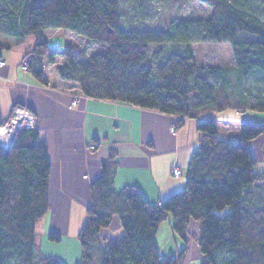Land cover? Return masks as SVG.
I'll return each instance as SVG.
<instances>
[{
	"label": "trees",
	"instance_id": "obj_1",
	"mask_svg": "<svg viewBox=\"0 0 264 264\" xmlns=\"http://www.w3.org/2000/svg\"><path fill=\"white\" fill-rule=\"evenodd\" d=\"M198 1L213 11L207 20L172 18L164 29L145 30L124 26L121 0H0V35L17 44L34 38L24 60L39 82L47 84L45 59L54 65L62 56L59 78L77 84L85 97L194 120L202 133L185 191L160 206L135 187L114 189L110 154L91 186L78 264H182L186 250L165 258L159 249L158 232L169 217L183 240L191 222L199 225L201 264H264V168L257 170L251 149L264 137V124L240 123L234 142L219 137L217 118L231 110L264 113V0ZM51 29L104 44L107 51L53 50L44 35ZM194 43L230 45L234 68L198 66ZM168 45L185 49H164ZM7 48L0 44V57ZM39 139L38 128L21 129L9 152L0 153V264H64L37 251V225L50 209L51 173ZM114 217L123 235L103 247L101 232ZM49 239L60 242L55 235Z\"/></svg>",
	"mask_w": 264,
	"mask_h": 264
},
{
	"label": "crops",
	"instance_id": "obj_2",
	"mask_svg": "<svg viewBox=\"0 0 264 264\" xmlns=\"http://www.w3.org/2000/svg\"><path fill=\"white\" fill-rule=\"evenodd\" d=\"M55 31L58 37L69 33L46 30L49 46L57 36L50 33ZM34 43L33 37L17 44L0 35V44L8 46L1 53L7 64L0 68V122L7 121L18 105L27 107L36 116L39 144L47 147L51 164L50 209L37 225V251L64 264H78L82 253L79 234L92 201L91 186L101 177L102 164L109 160L110 154L115 153L114 189L120 192L135 187L148 203L157 206L185 191L187 170L200 149L202 133L197 121L119 102L84 96L72 107L75 95L81 94L78 85L62 81L57 68L47 59L43 63L47 84L23 70L24 56ZM223 115L241 118L236 111ZM258 118L251 116L245 121L257 122ZM173 126L177 128L175 133L171 132ZM227 130L225 136L239 140V127L232 132ZM96 142L100 146L90 151L89 145ZM175 168L182 171L181 177L174 176ZM50 235L60 238V242L51 241ZM122 235L120 219L114 217L110 227L101 232V239L108 243ZM198 236L199 225L191 222L186 240L179 238L169 217L158 232L160 252L168 258L178 257L186 250L185 264H199L203 257ZM192 238L197 241L192 242Z\"/></svg>",
	"mask_w": 264,
	"mask_h": 264
},
{
	"label": "rangeland",
	"instance_id": "obj_3",
	"mask_svg": "<svg viewBox=\"0 0 264 264\" xmlns=\"http://www.w3.org/2000/svg\"><path fill=\"white\" fill-rule=\"evenodd\" d=\"M121 12L123 16V23L126 28L129 29H145V30H159L164 29L168 25L169 19L178 18L185 20H207L212 15V9L206 5H203L198 0H121ZM55 34L56 38L51 40L50 47L54 49H65V47H75L76 49L84 50L88 55L97 53H105L107 46L104 44L92 42L84 37L78 36L74 33H61L58 37V31L50 33ZM64 34V35H63ZM51 35V36H53ZM53 36V37H54ZM58 42L55 43L54 42ZM56 45L59 47L56 48ZM192 52L195 56L196 63L200 67H219L231 70L234 68V58L232 49L228 44H215V43H194L192 44ZM164 49L169 51L183 52L184 46L176 47L173 45L164 46ZM154 50V48H153ZM55 64L53 67L63 65L65 62L64 57H55ZM255 76L252 80H255ZM254 82V81H253ZM252 81L249 82L251 87L254 86ZM225 114H234V111H226ZM224 113L218 114V125H219V137L223 140L228 141H239L230 136H225V131L232 132L236 130L240 123H243L246 118L251 116H258V125L264 124V113L251 112L239 114L241 118L235 120L232 116L223 115ZM248 114V117H245ZM247 121V120H246ZM245 121V122H246ZM259 121V122H258ZM248 122V121H247ZM234 139V140H233ZM252 153L258 163L257 170L262 171L264 166V137H258L251 143ZM229 209L225 213H228ZM190 236V235H189ZM180 238V237H179ZM196 238H192V242L197 241ZM100 241L102 246H106L107 242L105 239ZM39 256L42 254L39 251ZM187 253H185L183 263L187 260ZM163 256V255H162ZM202 259L199 261L201 264Z\"/></svg>",
	"mask_w": 264,
	"mask_h": 264
},
{
	"label": "built area",
	"instance_id": "obj_4",
	"mask_svg": "<svg viewBox=\"0 0 264 264\" xmlns=\"http://www.w3.org/2000/svg\"><path fill=\"white\" fill-rule=\"evenodd\" d=\"M6 60L0 57V68L6 66ZM23 70L28 71L26 64L23 65ZM84 97L83 94L75 95L72 107H75L80 98ZM36 129L38 128V122L36 116L31 110L25 106H15L11 116L0 126V153L7 154L13 144L17 132L21 129ZM177 130L176 126L171 128V132L175 133ZM100 146L99 143H91L89 150L94 151ZM174 176L181 177L182 171L179 168H175L173 171ZM157 205H162L160 202Z\"/></svg>",
	"mask_w": 264,
	"mask_h": 264
}]
</instances>
